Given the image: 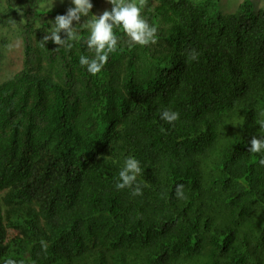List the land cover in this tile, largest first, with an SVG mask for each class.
Listing matches in <instances>:
<instances>
[{"label": "trees", "instance_id": "trees-1", "mask_svg": "<svg viewBox=\"0 0 264 264\" xmlns=\"http://www.w3.org/2000/svg\"><path fill=\"white\" fill-rule=\"evenodd\" d=\"M218 1L135 0L156 42L114 28L93 76L86 29L43 42L71 4L0 0L24 45L0 80V264H264V153L248 152L264 134V8ZM128 156L139 196L115 186Z\"/></svg>", "mask_w": 264, "mask_h": 264}, {"label": "clouds", "instance_id": "clouds-1", "mask_svg": "<svg viewBox=\"0 0 264 264\" xmlns=\"http://www.w3.org/2000/svg\"><path fill=\"white\" fill-rule=\"evenodd\" d=\"M107 2L111 4L110 10L103 11L99 16L91 14V19L80 23L82 17L89 16L93 7L92 2L91 0H70L72 6L67 8L66 13L56 15L54 20L50 21V30L43 36L44 45L51 41L56 46L71 47L68 41L78 39L79 31L82 28L86 29L88 35L84 43L94 55L91 57L80 55L79 63L85 67L87 73L95 76L104 68L110 54L117 50L119 37L115 34L114 28H122L132 46L156 42L157 29L141 15V7L135 0H107ZM53 3L54 0H51L50 10ZM18 12L22 15L23 10ZM74 21L76 22L75 26H73ZM190 58L197 59L195 51L190 54ZM160 119L172 124L179 119V113L165 108L160 113ZM256 124L260 126L259 129H264V119H260ZM248 143L250 144L248 152L264 153V134H259V138L253 136ZM258 162L260 165H264V156ZM143 171L138 159L134 156L126 157L118 173L119 179L116 182V188L118 190L129 188L133 196L142 195L143 186L137 182V178ZM183 188L182 184L176 185L175 195L177 198H183ZM3 264H18V262L9 258ZM19 264H24V261H20Z\"/></svg>", "mask_w": 264, "mask_h": 264}, {"label": "rangeland", "instance_id": "rangeland-1", "mask_svg": "<svg viewBox=\"0 0 264 264\" xmlns=\"http://www.w3.org/2000/svg\"><path fill=\"white\" fill-rule=\"evenodd\" d=\"M3 1V0H1ZM96 1V0H95ZM243 0H219L218 9L222 11H234L238 4ZM254 9L264 8V0H249ZM22 4V3H21ZM51 0H38L40 8H49ZM70 0H54L52 8L68 7ZM16 11H20L19 5L13 6ZM110 8L107 0H97V3L92 7L90 16L82 17L81 22L91 19V14L99 16L103 11ZM6 13L0 14V80L19 70L22 65L23 57V41L14 22V15L5 11ZM20 13V12H19ZM6 16V17H3ZM34 41V37L32 39Z\"/></svg>", "mask_w": 264, "mask_h": 264}]
</instances>
